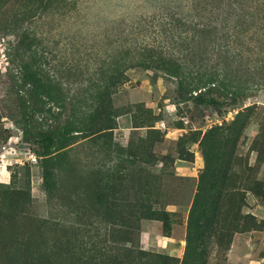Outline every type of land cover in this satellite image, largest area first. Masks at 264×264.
<instances>
[{
    "label": "rangeland",
    "instance_id": "1",
    "mask_svg": "<svg viewBox=\"0 0 264 264\" xmlns=\"http://www.w3.org/2000/svg\"><path fill=\"white\" fill-rule=\"evenodd\" d=\"M92 113L45 168L38 133ZM0 264H264V0H0Z\"/></svg>",
    "mask_w": 264,
    "mask_h": 264
},
{
    "label": "trees",
    "instance_id": "2",
    "mask_svg": "<svg viewBox=\"0 0 264 264\" xmlns=\"http://www.w3.org/2000/svg\"><path fill=\"white\" fill-rule=\"evenodd\" d=\"M155 54L138 58L140 63L146 67H158L173 76L178 77V86L180 90L195 92L194 97L200 103L219 104V99L214 95L231 97L236 101L245 92L240 93L232 84L225 83L224 78L219 73H194L190 71L186 64L177 59L162 58ZM25 82L32 85L34 90L42 97L54 98L51 85L46 83L38 72L31 66L23 67ZM95 122V115L92 113L84 118H69L55 129L40 131L37 135V144L41 148L39 155L43 158L44 167L48 169L53 160L62 156L63 148L66 142L78 134H86L92 129ZM45 181L50 183V175L45 173ZM51 187V186H50Z\"/></svg>",
    "mask_w": 264,
    "mask_h": 264
}]
</instances>
